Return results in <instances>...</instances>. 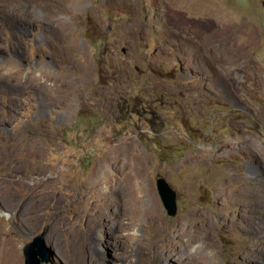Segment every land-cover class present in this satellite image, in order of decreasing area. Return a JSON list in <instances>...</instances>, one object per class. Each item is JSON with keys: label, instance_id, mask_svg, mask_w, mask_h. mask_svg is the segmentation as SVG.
I'll use <instances>...</instances> for the list:
<instances>
[{"label": "rangeland", "instance_id": "obj_1", "mask_svg": "<svg viewBox=\"0 0 264 264\" xmlns=\"http://www.w3.org/2000/svg\"><path fill=\"white\" fill-rule=\"evenodd\" d=\"M263 194L264 0H0V244L20 264L39 236L43 264H264Z\"/></svg>", "mask_w": 264, "mask_h": 264}, {"label": "water", "instance_id": "obj_2", "mask_svg": "<svg viewBox=\"0 0 264 264\" xmlns=\"http://www.w3.org/2000/svg\"><path fill=\"white\" fill-rule=\"evenodd\" d=\"M157 188L168 214L175 216L178 212L177 192L172 188L166 178L162 176L157 178ZM42 242L43 240L39 236L25 244L23 248L25 264H43L46 261V257L43 255L39 257Z\"/></svg>", "mask_w": 264, "mask_h": 264}, {"label": "bare ground", "instance_id": "obj_3", "mask_svg": "<svg viewBox=\"0 0 264 264\" xmlns=\"http://www.w3.org/2000/svg\"><path fill=\"white\" fill-rule=\"evenodd\" d=\"M210 24V23H209ZM213 25V24H212ZM208 30H210V29H208ZM254 191H256V189L254 190ZM243 193L244 194H247V195H250V190L248 189L247 191H246V189L244 188L243 189ZM252 193V192H251ZM243 194V195H244ZM254 194V197L256 196V194L257 193H252L251 194V196ZM264 195V194H263ZM263 195H261V196H263ZM252 201V203H254L255 204V201H253V200H251ZM257 204V203H256ZM250 206V205H249ZM152 217H153V215H152ZM155 219V218H154ZM157 220V219H156ZM160 224V223H159ZM157 222H155V220H151V225H152V227L153 228H156V229H159L160 228V225H159ZM150 225V226H151ZM188 225V224H187ZM180 231H182V232H185V228H181L180 229ZM192 231V230H191ZM100 232V231H99ZM97 234V233H96ZM102 238V239H101ZM100 238V242H101V240L103 241V240H105L106 238L103 236V237H101ZM193 238V237H192ZM191 239V238H190ZM157 244H153L152 246H153V248H154V246L155 245H158V246H160V243H159V241H155ZM113 244V243H112ZM115 245V244H114ZM114 245H111L110 244V246H109V251L110 252H115V250H116V248L117 247H115ZM122 245V244H121ZM55 247V246H54ZM93 248H94V252H95V254H99V255H101L102 253H101V250L99 249V244L97 245V246H92ZM53 248V247H52ZM58 248V247H57ZM89 248H90V246H89ZM89 248H87V249H89ZM121 248H122V246H121ZM156 249V248H155ZM108 251V252H109ZM126 254V253H125ZM156 254H157V252L155 253V258H156ZM112 255V254H111ZM124 256H126V255H124ZM201 256V255H200ZM153 261V260H152ZM188 263V262H187ZM0 264H20V255H19V252L15 249V247H13V246H11L10 244H7V243H2V244H0Z\"/></svg>", "mask_w": 264, "mask_h": 264}, {"label": "flooded vegetation", "instance_id": "obj_4", "mask_svg": "<svg viewBox=\"0 0 264 264\" xmlns=\"http://www.w3.org/2000/svg\"><path fill=\"white\" fill-rule=\"evenodd\" d=\"M201 49L203 51L202 52L203 56L202 57L199 56L197 58L199 65H202L209 71H212V72H214V70L217 71V64L219 63L220 60L216 56H213L210 52H206L203 49V46ZM236 100H238L237 97H236Z\"/></svg>", "mask_w": 264, "mask_h": 264}]
</instances>
